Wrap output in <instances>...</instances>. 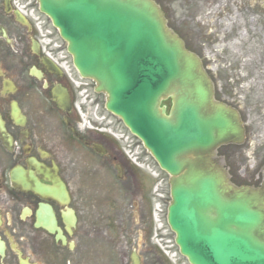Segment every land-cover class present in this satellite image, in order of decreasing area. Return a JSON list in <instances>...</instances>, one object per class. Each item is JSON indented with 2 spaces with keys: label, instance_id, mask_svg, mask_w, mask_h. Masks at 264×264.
I'll return each mask as SVG.
<instances>
[{
  "label": "water",
  "instance_id": "water-1",
  "mask_svg": "<svg viewBox=\"0 0 264 264\" xmlns=\"http://www.w3.org/2000/svg\"><path fill=\"white\" fill-rule=\"evenodd\" d=\"M37 2L67 42L80 75L107 96L106 109L171 176L167 223L180 254L190 264H264V186L234 187L213 158L220 146L243 142L239 115L214 101L200 60L166 27L159 6L153 0ZM14 16L26 24L18 12ZM43 64L60 75L47 60ZM30 74L42 79L34 69ZM51 96L66 110L65 89L56 86ZM167 98L168 115L159 109ZM32 190L58 201L65 192L63 184L49 189L36 182ZM131 262L139 264L136 254Z\"/></svg>",
  "mask_w": 264,
  "mask_h": 264
},
{
  "label": "flooded vegetation",
  "instance_id": "flooded-vegetation-1",
  "mask_svg": "<svg viewBox=\"0 0 264 264\" xmlns=\"http://www.w3.org/2000/svg\"><path fill=\"white\" fill-rule=\"evenodd\" d=\"M255 1L163 0L162 7L169 25L173 5L179 4L183 10L177 21L181 33L171 30L202 64L206 57L201 56L207 51L216 54L219 45L247 35L250 22L249 27L258 30L261 54L257 62L264 69V0ZM255 12L259 15L256 22ZM32 33L30 24L17 23L0 0V264H97L90 262L88 255L95 244L85 242L90 231L101 236L109 221L113 227L121 226L117 203L121 187L126 196L138 198L140 213L144 211L145 216L146 191L113 139L80 128L71 103L67 111H60L52 102L51 89L55 85L67 88V84L63 77L47 71L40 50L39 55L32 53ZM191 35L198 36L196 43H191ZM31 68L41 71L44 79L31 76ZM205 69L217 87L223 78L219 73L224 74L227 84L231 76L226 73L234 72L237 66L219 63ZM218 92L214 89L219 100L225 101ZM255 158L261 170L252 181L260 179L262 187L264 151ZM13 177L29 189L18 186ZM34 181L49 189L54 187L53 181L64 184L63 203L50 193L32 191ZM94 200H98V207L89 208ZM110 200L114 209L99 206ZM119 251L120 245L116 257L120 263Z\"/></svg>",
  "mask_w": 264,
  "mask_h": 264
},
{
  "label": "rangeland",
  "instance_id": "rangeland-1",
  "mask_svg": "<svg viewBox=\"0 0 264 264\" xmlns=\"http://www.w3.org/2000/svg\"><path fill=\"white\" fill-rule=\"evenodd\" d=\"M154 1L162 8L163 0ZM178 6L179 4L175 2L170 15L169 26L176 32L181 33L177 27V21L182 17L183 10ZM200 10L201 8L198 9V13ZM254 19L255 22L259 20L257 12H255ZM249 23L247 22L246 25L247 35L219 45L216 54L207 51L201 56V58L206 57L208 61V64H206V60L203 61L204 68L210 64L219 63H231L237 66L234 72L226 73L227 76H231L227 84L224 81V74L219 73L223 78L221 81L218 80L216 89H219L218 94L220 97L241 113L243 125L247 130L246 140L241 146H222L214 156L215 159H220V165L226 170L230 181L232 180L235 186L258 185L260 179L252 181L255 174L261 170V165L257 163L255 156H261L264 151V69L260 68L257 62L258 55L261 54L260 40L257 38L258 30L250 28ZM196 37L198 36L195 35L194 37L193 35L191 37V43L198 41ZM202 37H205V34H202ZM89 91V94L93 95L92 91ZM96 97L100 99V104H102V96ZM102 113L104 112L102 111ZM120 128L123 132H126L121 126ZM144 157L151 169H158L157 164L152 159L145 156V154L142 158ZM135 172L141 178L140 183L143 190L147 191L146 195L151 197L155 179L152 177L153 180L150 182L149 178L141 172ZM160 176L163 178V193L167 197L169 191L166 185L167 177L163 172ZM124 193L125 191L121 187L120 196L117 199L122 214L118 222L121 223V226L119 228L113 227V222L109 221L106 223L109 226L105 228L101 236L95 231H90V236L85 239V242L89 245L95 244V247L93 246L92 250H89L90 262L97 264H130L129 257L131 253L136 252L141 264H171L167 259L164 260L156 253L154 248L156 246L155 234L159 236L158 239L161 236L166 243L173 245V234L167 229L164 217L162 214L158 216L162 230L154 229L155 231L152 233L153 229H151L147 209L144 216V211L140 213L138 198L133 199L130 194L126 196ZM93 202L92 204L90 201L89 208L92 205L98 207V200ZM112 202L113 200H110V203L104 201L99 206L114 209L115 205ZM163 207L162 205V209ZM131 228H134L135 231H132ZM119 245L120 263L116 261V257L119 255L117 252ZM172 248V252H175L176 248L174 246ZM180 263L185 264V261L180 259Z\"/></svg>",
  "mask_w": 264,
  "mask_h": 264
}]
</instances>
